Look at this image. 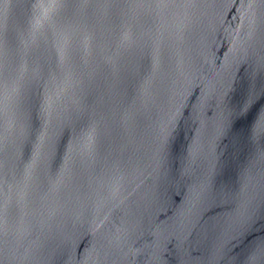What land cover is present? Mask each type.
<instances>
[{
    "label": "water",
    "instance_id": "water-1",
    "mask_svg": "<svg viewBox=\"0 0 264 264\" xmlns=\"http://www.w3.org/2000/svg\"><path fill=\"white\" fill-rule=\"evenodd\" d=\"M0 0V264H218L264 242V0Z\"/></svg>",
    "mask_w": 264,
    "mask_h": 264
},
{
    "label": "snow or ice",
    "instance_id": "snow-or-ice-1",
    "mask_svg": "<svg viewBox=\"0 0 264 264\" xmlns=\"http://www.w3.org/2000/svg\"><path fill=\"white\" fill-rule=\"evenodd\" d=\"M66 0H36L34 8L37 12V22L42 23L51 18L55 10L64 6ZM170 0H156V3L164 5ZM257 88L260 89L261 94H264V79L260 81L247 82L241 85V92L239 98L232 106V112L235 116L241 117L246 114L257 94ZM251 134L253 137H259L264 141V112H261L254 122L251 124ZM264 155V148L261 150ZM4 211L0 209V217H3ZM216 256L218 257V264H229V257L231 254L223 249H217ZM231 264H264V242L247 255L246 259H233Z\"/></svg>",
    "mask_w": 264,
    "mask_h": 264
}]
</instances>
